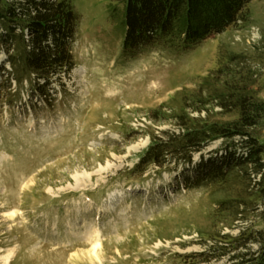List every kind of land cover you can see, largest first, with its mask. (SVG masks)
Wrapping results in <instances>:
<instances>
[{"label": "rangeland", "instance_id": "374dc122", "mask_svg": "<svg viewBox=\"0 0 264 264\" xmlns=\"http://www.w3.org/2000/svg\"><path fill=\"white\" fill-rule=\"evenodd\" d=\"M71 2L81 15L75 67L50 84L48 98L31 100L25 82L21 99L0 106V264L10 249L7 264H193L213 231L238 232L217 207L233 192L187 190L176 172L132 170L153 132L178 129L173 96L220 63L258 71L264 99V0L191 50L161 41L135 58L123 55V4ZM5 59L0 52V65ZM257 131L264 142V128Z\"/></svg>", "mask_w": 264, "mask_h": 264}, {"label": "trees", "instance_id": "16d2710c", "mask_svg": "<svg viewBox=\"0 0 264 264\" xmlns=\"http://www.w3.org/2000/svg\"><path fill=\"white\" fill-rule=\"evenodd\" d=\"M110 1L124 6L123 55L135 58L161 41L191 50L241 19L251 0ZM80 18L71 0H0V52L7 62L0 65V106L21 99L25 82L30 99L50 96V84L75 67L72 44ZM234 64L220 63L195 88L173 96L178 129L153 132L132 170L176 172L177 185L187 190L228 185L233 192L217 207L237 222L238 232L213 231L206 249L193 254V264L224 258L230 264H264V142L257 131L264 128V99L254 87L258 71ZM220 139V149L203 152Z\"/></svg>", "mask_w": 264, "mask_h": 264}, {"label": "bare ground", "instance_id": "6f19581e", "mask_svg": "<svg viewBox=\"0 0 264 264\" xmlns=\"http://www.w3.org/2000/svg\"><path fill=\"white\" fill-rule=\"evenodd\" d=\"M74 72L76 73L78 72V70L75 69ZM14 254H15L14 249L8 250V253L3 258L6 264L11 261V259L14 257Z\"/></svg>", "mask_w": 264, "mask_h": 264}]
</instances>
